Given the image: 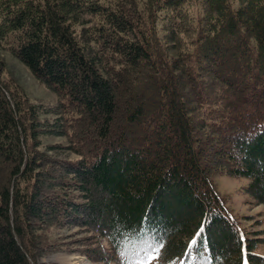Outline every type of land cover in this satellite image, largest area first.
Segmentation results:
<instances>
[{
    "label": "trees",
    "instance_id": "trees-1",
    "mask_svg": "<svg viewBox=\"0 0 264 264\" xmlns=\"http://www.w3.org/2000/svg\"><path fill=\"white\" fill-rule=\"evenodd\" d=\"M0 49L57 95L0 57V264L102 211L107 264H264L212 181L264 204V0H0Z\"/></svg>",
    "mask_w": 264,
    "mask_h": 264
},
{
    "label": "rangeland",
    "instance_id": "rangeland-1",
    "mask_svg": "<svg viewBox=\"0 0 264 264\" xmlns=\"http://www.w3.org/2000/svg\"><path fill=\"white\" fill-rule=\"evenodd\" d=\"M0 57L5 63L6 75L20 85L33 104L51 106L57 102L56 93L40 83L17 58L3 49H0ZM38 118L44 120L53 118V115L39 112ZM42 140L43 145L55 143L63 146L66 144L65 138L61 137H43ZM66 154L68 153H64L63 156H66ZM68 156L73 157L69 154ZM212 181L215 190L225 197L230 212L238 219L240 226L246 230L249 240L257 241L256 252L263 255L262 259L264 260V204L258 203L248 193L246 190L248 180L246 178L231 177L227 174H213ZM99 216L100 219L106 220L108 213L102 211ZM100 219L93 223L98 226V229H95L93 233L82 229L81 226L75 228L52 227L49 229L46 239L52 242L55 247L52 251L40 257L39 262L49 264H107L106 261L102 260L106 256L105 249H107L108 240L101 237L102 243H100L99 238H97V234L105 227V221ZM89 234L94 237L91 242L85 239V236ZM75 240H83L84 245H76ZM90 252L94 253L92 257L89 256ZM74 256L77 257L76 260L69 262L68 258ZM111 264H114V262Z\"/></svg>",
    "mask_w": 264,
    "mask_h": 264
},
{
    "label": "bare ground",
    "instance_id": "bare-ground-1",
    "mask_svg": "<svg viewBox=\"0 0 264 264\" xmlns=\"http://www.w3.org/2000/svg\"><path fill=\"white\" fill-rule=\"evenodd\" d=\"M76 258H77V257H75V256H74V257H69V258H68V261L71 262L72 260H76ZM66 261H67V260H66Z\"/></svg>",
    "mask_w": 264,
    "mask_h": 264
},
{
    "label": "snow or ice",
    "instance_id": "snow-or-ice-1",
    "mask_svg": "<svg viewBox=\"0 0 264 264\" xmlns=\"http://www.w3.org/2000/svg\"><path fill=\"white\" fill-rule=\"evenodd\" d=\"M193 243H195V241H193Z\"/></svg>",
    "mask_w": 264,
    "mask_h": 264
}]
</instances>
